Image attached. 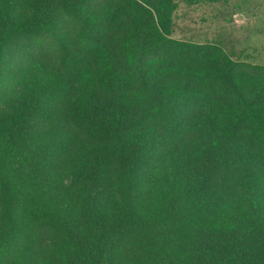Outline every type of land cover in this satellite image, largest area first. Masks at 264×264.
Masks as SVG:
<instances>
[{
    "label": "trees",
    "instance_id": "trees-1",
    "mask_svg": "<svg viewBox=\"0 0 264 264\" xmlns=\"http://www.w3.org/2000/svg\"><path fill=\"white\" fill-rule=\"evenodd\" d=\"M217 1L0 0V264H264V64L174 36Z\"/></svg>",
    "mask_w": 264,
    "mask_h": 264
},
{
    "label": "rangeland",
    "instance_id": "rangeland-1",
    "mask_svg": "<svg viewBox=\"0 0 264 264\" xmlns=\"http://www.w3.org/2000/svg\"><path fill=\"white\" fill-rule=\"evenodd\" d=\"M174 36L222 44L238 60L264 64V0L181 2Z\"/></svg>",
    "mask_w": 264,
    "mask_h": 264
}]
</instances>
